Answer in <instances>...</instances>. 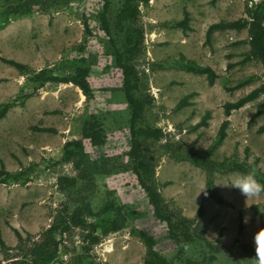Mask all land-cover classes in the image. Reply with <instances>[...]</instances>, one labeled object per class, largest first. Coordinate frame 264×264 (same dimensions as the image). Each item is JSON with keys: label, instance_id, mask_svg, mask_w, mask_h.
Listing matches in <instances>:
<instances>
[{"label": "rangeland", "instance_id": "rangeland-1", "mask_svg": "<svg viewBox=\"0 0 264 264\" xmlns=\"http://www.w3.org/2000/svg\"><path fill=\"white\" fill-rule=\"evenodd\" d=\"M259 1L147 0L139 4L135 22L144 34L136 69L152 98L144 124L164 134L149 145L154 181L174 223L176 215L192 219L191 229L198 227L208 241L221 247L214 264H264L241 252L242 245L264 249V191L246 196L233 186L241 174L256 179L258 171L264 172V94L231 112L226 137L216 144L225 119L223 104L257 88L263 67L253 58L243 61L249 52L247 28L221 27L206 37L210 25L245 18L246 6ZM118 3L112 0L108 11L113 36ZM99 7L100 0H73L51 14L17 17L0 30V102L20 94L26 81V74L2 59L25 65V72L31 74L56 72L59 65L68 70L71 59L83 56L90 65L93 90V99L87 101L72 84L46 83L0 120V168L32 172L25 185L0 184L1 264L29 258L37 245H51V237L58 243V258L50 264H146L139 229L158 239L155 249L170 264H180L175 243L154 217L133 173L121 73L97 21ZM185 12L188 28L183 31L174 23ZM181 56L211 67L217 74L214 84L209 86L204 75L178 66ZM186 95H190L188 105L176 109ZM205 111L210 112L207 126L194 128ZM89 114L100 116L105 143L94 149L84 141L82 163L91 169L83 170V164L78 169L72 162H61V157L66 142L81 139L82 123ZM194 152L207 157L209 167L193 164L189 157ZM209 174L230 206L209 197ZM63 177L77 182L74 186L61 183ZM86 202L96 212L111 207L121 228L104 234L93 233L91 227L63 232V225L56 227ZM93 237L98 238L96 243Z\"/></svg>", "mask_w": 264, "mask_h": 264}, {"label": "trees", "instance_id": "trees-1", "mask_svg": "<svg viewBox=\"0 0 264 264\" xmlns=\"http://www.w3.org/2000/svg\"><path fill=\"white\" fill-rule=\"evenodd\" d=\"M73 0H0V30L17 17L28 16L32 13L51 14L58 9L66 8ZM112 0H100V7L97 12V21L100 28L108 38L109 48L114 63L121 73V86L124 100L128 110V132H129V156L133 162V173L140 188L146 193L148 203L151 205L154 217L163 223L168 232L167 238L174 242L177 249L178 261L180 264H214L217 254L221 251V247L208 241L203 232L196 226L193 229L192 219H186L176 215V223L172 220L170 207L163 199L154 181L155 165L152 163L148 152L151 142H159L163 137V131L160 128L151 127L144 124V112L150 105L151 97L144 85V80L139 76L136 69L135 61L143 51V30L135 25L139 15V4L147 2V0H119L118 7L113 15V27L116 30L115 36L112 32V24L108 18ZM245 18L233 22H220L212 24L208 27L206 37L218 28L227 27L232 29L247 28L249 52L243 61L250 59L258 60L263 67L261 84L240 97L236 101L226 102L223 104V114L225 119L220 123L216 135V144L226 137V129L229 125L227 119L233 110H238L245 104L257 99L264 94V0L254 2L245 8ZM181 27L182 30L188 28L187 12L184 18L174 23ZM87 34L90 30L86 28ZM5 63L13 66L21 74H26L25 84L21 87L20 94L10 97L5 102H0V120L3 119L8 110L14 106L21 105L26 99L33 96L38 89L42 88L46 83L57 85L72 84L77 87L84 95L87 101L93 99V90L89 81L90 65L88 60L83 57H74L70 60V69L65 70L63 65H59L56 72L39 70L31 74H27L26 66L14 60L2 59ZM176 64L183 70L196 74L204 75L209 86H212L217 79V74L209 66L199 65L191 60L185 59L183 56L176 61ZM246 82L243 81L242 84ZM190 95H186L175 106L181 109L188 105ZM259 110L257 111V114ZM256 114V115H257ZM210 116L209 111H205L204 116L193 127L207 126V120ZM105 130L103 122L99 115L89 114L82 123L81 139L70 140L66 142L61 162H72L76 168L90 170L91 166L82 163L84 161V141L91 148H100L105 143ZM211 151L208 150V152ZM190 161L200 167H209V160L204 156H197L192 153L189 157ZM82 170V171H83ZM32 179L31 170L21 169L15 172H9L3 167L0 168V184H20L25 185ZM257 181L264 185V172L256 173ZM61 183L74 186L77 182L75 178L63 177ZM206 189L209 197L217 204L230 206V202L226 201L216 190L211 176L209 174L206 180ZM241 221V215H239ZM187 221V222H186ZM263 224V223H262ZM63 225V226H62ZM122 222L119 220L118 213L113 211L111 207H104L99 211H94L91 203L86 202L79 208L74 209L68 221H62L57 226H62V232L67 231L70 227H91L92 232L100 230L107 234L115 232L121 228ZM18 234L17 230H14ZM138 237L146 247V264H170L168 259L155 249L158 239L152 234H148L143 230L137 231ZM52 244H39L30 252L29 258L22 257L16 259L9 264H50L58 258V243L52 238ZM97 237L92 238V242L96 243ZM0 243L3 244L1 238ZM241 252L245 258L262 261L264 260V249L256 248L251 245H242ZM27 256V255H26ZM1 264V263H0ZM8 264V263H3Z\"/></svg>", "mask_w": 264, "mask_h": 264}, {"label": "clouds", "instance_id": "clouds-1", "mask_svg": "<svg viewBox=\"0 0 264 264\" xmlns=\"http://www.w3.org/2000/svg\"><path fill=\"white\" fill-rule=\"evenodd\" d=\"M233 186L246 196L264 191V185L260 184L252 174L247 173L241 174Z\"/></svg>", "mask_w": 264, "mask_h": 264}]
</instances>
